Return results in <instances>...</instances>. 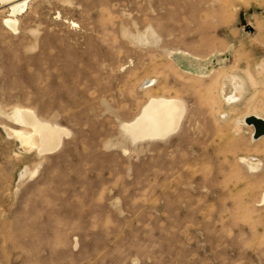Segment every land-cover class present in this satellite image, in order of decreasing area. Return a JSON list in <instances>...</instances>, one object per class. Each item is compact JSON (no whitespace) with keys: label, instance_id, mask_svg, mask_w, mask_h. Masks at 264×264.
I'll return each mask as SVG.
<instances>
[{"label":"rangeland","instance_id":"1","mask_svg":"<svg viewBox=\"0 0 264 264\" xmlns=\"http://www.w3.org/2000/svg\"><path fill=\"white\" fill-rule=\"evenodd\" d=\"M9 14L0 3V264H264V138L239 126L264 80V0H29L17 31ZM178 52L229 67L198 79ZM232 72L249 94L223 108ZM153 96L184 102L181 126L134 143L122 124ZM15 107L71 134L25 149Z\"/></svg>","mask_w":264,"mask_h":264},{"label":"bare ground","instance_id":"2","mask_svg":"<svg viewBox=\"0 0 264 264\" xmlns=\"http://www.w3.org/2000/svg\"><path fill=\"white\" fill-rule=\"evenodd\" d=\"M28 2L29 0H0L3 6L8 7L10 13L4 20L5 26L13 31L18 30V17L25 12ZM173 55H175V58L174 60L172 58V60L176 62L183 72L191 74L198 79L211 78L210 82L215 80L216 75L220 74L215 69V64L219 65L220 70H227L229 67V64L226 63L228 59L220 58V54L213 56L215 59L210 58L207 60L186 52H178ZM257 68L259 70L257 73L262 78L264 76V67L258 66ZM245 87L246 81L241 74L232 72L228 76L223 75L217 80L216 99L218 98L223 108H231L233 105H238L243 100H246L249 91L247 92ZM257 92L254 98L256 110L253 114H247L239 120V126L251 129L253 138L255 127L252 124H248L246 120L250 117H255L264 121V80ZM184 114L185 104L180 99L153 96L133 121L122 124V129L134 143L147 140H163L179 130ZM225 115L229 116V114L223 112L220 117L224 116L225 118ZM8 117L29 129H9L10 134L17 138L23 148H37L40 154L57 151L62 146L64 137H68L71 134L67 128L59 124L39 118L37 113L30 108L15 107L8 114ZM239 128L236 133H239ZM263 138L264 136L254 140L259 141ZM240 161L249 173L258 172L261 166V163L253 158H241Z\"/></svg>","mask_w":264,"mask_h":264},{"label":"water","instance_id":"3","mask_svg":"<svg viewBox=\"0 0 264 264\" xmlns=\"http://www.w3.org/2000/svg\"><path fill=\"white\" fill-rule=\"evenodd\" d=\"M244 28L246 32L253 33L254 31L253 28L248 25H245ZM246 121L248 124H252L255 127L254 139H259L260 137L264 136V121L263 120L257 119L255 117H250Z\"/></svg>","mask_w":264,"mask_h":264}]
</instances>
